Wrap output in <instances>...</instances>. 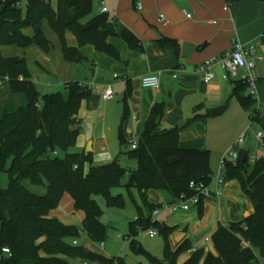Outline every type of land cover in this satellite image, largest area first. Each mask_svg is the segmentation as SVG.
I'll return each mask as SVG.
<instances>
[{
  "label": "trees",
  "instance_id": "obj_1",
  "mask_svg": "<svg viewBox=\"0 0 264 264\" xmlns=\"http://www.w3.org/2000/svg\"><path fill=\"white\" fill-rule=\"evenodd\" d=\"M94 11L93 0H57L56 7L46 0H0V47L37 46L49 53L51 43L42 31L46 21L59 38L65 60L75 67L88 61L80 51L88 45L121 62L120 52L108 42L109 38L121 39L130 50L144 53L141 40L116 17L107 13L95 15ZM28 29L34 34H27ZM68 34L75 36L76 47L68 44ZM261 42L264 45V35ZM156 44L180 49V44L172 39L163 38ZM37 80L30 74L25 59L6 58L0 52V83L10 95L24 98L20 106L0 110V171L7 172L10 180L8 188H0V264H71L66 259L78 258L99 264H126L121 257L106 259L74 244L82 233L94 243L107 238L104 213L95 197H103L108 208H125L123 196L112 193L122 186L128 173L119 158L106 166H93L92 153L74 152L82 128L78 119L80 106L92 91L79 81H70L61 90L42 93ZM234 85V95L252 124L264 130L258 100L245 95L248 84L241 80ZM164 116L165 104H156L136 149L127 153L137 161L138 169L130 173L125 189L129 193L136 189L142 206L132 197L138 217L129 224L125 239L132 252L144 256L150 264H178L179 257L192 250V244L185 241L172 249L170 236L177 228L154 219V212L162 205L149 202V191L166 193L176 203L195 195L191 182L209 186L215 177L211 152L181 148V130H159ZM128 119L125 99L120 125L123 147L130 145L125 131ZM200 121L201 116L196 114L190 122ZM172 160L177 162L171 163ZM88 164L90 169L86 172ZM223 175L224 183L240 184L254 211L240 222L220 224L211 237L215 252L196 250L183 264H259L256 251L264 259V155L253 160L248 151L239 149L237 160L225 159ZM26 180L33 185H45L46 194L31 192L24 185ZM66 194L72 198L75 211L84 215L82 228L51 217ZM203 202L201 199L198 204L200 216ZM149 230H157L164 239V262L136 240L140 231ZM3 248H8L10 254H3Z\"/></svg>",
  "mask_w": 264,
  "mask_h": 264
},
{
  "label": "crops",
  "instance_id": "obj_2",
  "mask_svg": "<svg viewBox=\"0 0 264 264\" xmlns=\"http://www.w3.org/2000/svg\"><path fill=\"white\" fill-rule=\"evenodd\" d=\"M138 3L142 4L141 10L137 9ZM99 6L94 14H101L102 9L107 8L110 17H116L141 40L144 53L130 50L121 39L109 38L108 42L120 52L121 62L96 52L93 46L88 45L80 50L88 61L75 67L65 60L59 38L46 21L42 23V31L51 43L49 53L37 46L25 49L0 47V52L6 58L25 59L30 74L43 87L42 93L61 90L64 83L70 81H79L91 89V96L81 103L78 113L82 128L74 152L92 153L93 166L109 165L116 158L122 163L123 158H130L127 153L132 150L131 142L138 144L153 107L162 103L165 104V116L159 130H181V148L206 149L212 157L211 149L217 148L218 144L215 143L217 138L209 137L210 126L218 123L215 120L227 113L233 100L240 104L234 95V83L241 81L245 71L228 75L217 67L215 79L206 82L198 70L205 61L229 53L235 40L255 45L264 56L261 47L264 50L261 42L264 35V0H231L229 5L225 0H115L110 8L104 0H100ZM26 33L33 35L34 31L28 29ZM163 38L177 41L180 49L159 47L156 43ZM67 42L73 47L78 45L72 34L67 35ZM188 44L191 45L190 51L184 49ZM204 44L207 46L201 49ZM263 62H258L256 71ZM175 74L177 78H174ZM147 75L159 76L160 90L142 86L141 80ZM257 78L259 82L260 78ZM49 84L50 88L47 87ZM109 88L114 93L111 100L104 97ZM0 97L1 108L12 106L14 99H20L10 95L1 83ZM125 99L129 110L125 126L130 142L128 147L121 146L120 142ZM256 99H262L259 90ZM220 111L222 113L216 115ZM196 114L201 116L202 121L191 124ZM214 167L211 164L213 172ZM89 169L88 164L86 172ZM134 169L133 172L138 169L137 161ZM210 189L213 197L203 202L202 216L198 203L190 205L188 211H163L155 218L168 227L177 228L170 236L173 250L185 241L192 244L184 262L199 249L214 253L211 237L218 226L240 222L254 211L237 181L227 182L219 188L213 180ZM148 198L155 205L173 202L163 192L154 190L149 191ZM51 217L68 226L79 227L84 222V215L75 211L74 202L68 194L64 195L59 209L52 212ZM77 245H80L79 241ZM84 247L91 250L88 243ZM66 260L71 264L75 261L89 263L80 258Z\"/></svg>",
  "mask_w": 264,
  "mask_h": 264
},
{
  "label": "rangeland",
  "instance_id": "obj_3",
  "mask_svg": "<svg viewBox=\"0 0 264 264\" xmlns=\"http://www.w3.org/2000/svg\"><path fill=\"white\" fill-rule=\"evenodd\" d=\"M50 2L53 7H56L57 0H46ZM106 6H112L115 3V0H104ZM138 2H142V0H138ZM95 11L99 10L100 0H93ZM110 8V7H109ZM27 5L23 6V14H26ZM134 11V10H133ZM113 16V15H111ZM88 18L87 20H89ZM86 20V21H87ZM262 52L264 53L263 46ZM257 76L260 78L259 82L256 83L255 88V96L260 91L262 95V99H259V110L261 112V116L263 118L264 123V62L258 65V69L256 71ZM38 89L40 91L43 90L41 84H37ZM245 95H251V89L248 88ZM254 96V97H255ZM20 99H14L13 105L18 107V105L23 103V96H18ZM2 97H0V100ZM230 105V104H229ZM231 107L224 115L217 118L218 123H212L209 130V137L217 138L216 142L218 147H212V157L211 164L215 165L214 174H218L221 168V164L223 159L226 157L229 158L228 151L234 145V143L241 137L246 136L244 145L240 148L241 150H246L249 152L251 157L261 158L264 155V146L258 142L256 136L259 132H264L261 126L258 124H252L249 114L245 112L240 104H238L235 100L231 102ZM1 110V107H0ZM1 113V111H0ZM180 126V125H179ZM216 145V144H215ZM213 145V146H215ZM209 148V147H208ZM230 159V158H229ZM121 165L125 168L129 173L122 181V186L120 188H116L112 191L113 195L121 194L125 200V208L124 209H116V208H108L105 202V199L101 196L95 197L94 199L102 209L104 213L105 223L107 224V238L104 242L94 243L90 241L85 233H82L81 238L78 240L79 244L84 246V244L88 243L91 245V251L108 257V258H117L121 257L125 259L126 264H150V262L144 256L135 255L130 246L129 242L126 241V236L129 233V224L135 221L138 217V211L136 206L133 203L132 197L137 201L139 205H142L140 200L138 191L136 189H132L131 193H129L125 186L129 181V174L133 172L136 168V161L130 158H123ZM10 183L9 176L7 172L0 171V188H8ZM26 188H28L34 194L39 196H44L47 192L45 185H33L29 180L24 182ZM165 197H168L166 193H163ZM251 215V214H250ZM247 214L248 218L250 216ZM160 219V217H159ZM82 228V225L79 226ZM149 231H140L139 235L136 237L139 245L142 246L144 250L150 253L152 256L156 257L160 261H165V243L163 237L157 232L156 236L151 238L149 236ZM104 245V246H103ZM186 254H182L179 257V264L184 262ZM256 255L259 258V264H264V259L260 256L259 252L256 251ZM74 264H81L80 261H75ZM87 264H96V263H87Z\"/></svg>",
  "mask_w": 264,
  "mask_h": 264
},
{
  "label": "built area",
  "instance_id": "obj_4",
  "mask_svg": "<svg viewBox=\"0 0 264 264\" xmlns=\"http://www.w3.org/2000/svg\"><path fill=\"white\" fill-rule=\"evenodd\" d=\"M181 1H188V0H181ZM228 5L231 0H225ZM104 5V3H102ZM137 9H142V4H137ZM108 12L107 8L102 9V13L106 14ZM187 17H191L187 15ZM161 19H164L161 16ZM264 60V56L261 55L255 45H246L237 40L233 41L232 50L229 53L223 54L221 56L212 58L210 60L205 61L200 67L199 72L204 76V80L206 82H211L215 79V69L217 67H221L226 74L231 75L235 74L239 70L245 71L244 76L242 77V81L248 84L249 88L251 89V95L255 96V88L256 83L258 82L256 68L257 64L260 61ZM178 75L175 74L174 78H177ZM141 84L144 88L160 90L161 89V81L158 75H147L142 78ZM50 84L47 86L50 88ZM105 99L111 100L114 98V93L111 88H109L105 94ZM256 98V96L254 97ZM246 136L239 138L234 145L228 151L229 158L231 160H237L239 157V149L244 145ZM256 139L259 143L264 146V132H259L256 136ZM137 144L135 142H131V148L134 150L136 149ZM228 158V159H229ZM225 159H223L221 168L219 173L214 177V182H216L217 186L221 188L224 183V175L223 169L225 164ZM252 159H256V157H252ZM190 188L195 191V195L189 199H182L176 203L172 204H165L162 205L160 209H157L153 217L154 219L161 213L165 211L177 212L178 210L182 209L184 211L190 210V205H197L201 199L210 200L213 197V192L210 189V185L207 186L203 183L196 184L195 182H191ZM157 234L156 231L152 230L149 234L151 238L155 237ZM77 245V241L74 242ZM3 254H10V250L8 248H3L1 251Z\"/></svg>",
  "mask_w": 264,
  "mask_h": 264
},
{
  "label": "water",
  "instance_id": "obj_5",
  "mask_svg": "<svg viewBox=\"0 0 264 264\" xmlns=\"http://www.w3.org/2000/svg\"><path fill=\"white\" fill-rule=\"evenodd\" d=\"M190 47H191V45L188 44L187 46H184V49H185L186 51H190V50H191ZM221 113H222V112L220 111V112L216 113V115H217V114H221ZM245 157H246V156H245ZM175 162H177V160H172V161H171V163H175ZM103 221L105 222V218H103Z\"/></svg>",
  "mask_w": 264,
  "mask_h": 264
},
{
  "label": "bare ground",
  "instance_id": "obj_6",
  "mask_svg": "<svg viewBox=\"0 0 264 264\" xmlns=\"http://www.w3.org/2000/svg\"><path fill=\"white\" fill-rule=\"evenodd\" d=\"M89 151H91V150H89Z\"/></svg>",
  "mask_w": 264,
  "mask_h": 264
}]
</instances>
